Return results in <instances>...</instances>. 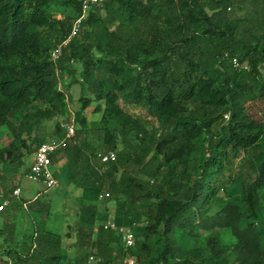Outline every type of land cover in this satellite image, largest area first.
<instances>
[{"label": "trees", "instance_id": "1", "mask_svg": "<svg viewBox=\"0 0 264 264\" xmlns=\"http://www.w3.org/2000/svg\"><path fill=\"white\" fill-rule=\"evenodd\" d=\"M84 1L0 0V125L13 138L9 148L0 140V165L22 167L25 134L68 114L67 75L94 97L81 99L74 142L53 156L84 203L68 264H90L92 251L95 264H264V108L250 106L264 101V0H104L54 62ZM241 9L248 12L237 16ZM94 101L101 119L89 123ZM45 142L34 139L32 155ZM110 151L117 160L101 163L98 154ZM11 183L0 263L65 264L64 238L44 222L35 223L28 253L13 247L22 206ZM110 200L114 221L135 234L132 248L98 224ZM23 202L29 214L49 216L40 198ZM218 230L236 242L213 236L192 247Z\"/></svg>", "mask_w": 264, "mask_h": 264}, {"label": "rangeland", "instance_id": "2", "mask_svg": "<svg viewBox=\"0 0 264 264\" xmlns=\"http://www.w3.org/2000/svg\"><path fill=\"white\" fill-rule=\"evenodd\" d=\"M248 10L241 9L236 12L237 16H244ZM233 13V12H232ZM99 57V56H98ZM76 77L79 78L82 73V67L78 64H75ZM62 89L65 91L67 95L68 101V114L65 116L57 117L51 121L43 122L38 126L37 130L29 137L25 134L24 138L27 140V149H23V154L25 158L23 159V166L18 168L17 166H11L9 170L3 168L0 165V196L4 197L6 187L11 188V180H15L18 185V188L21 190V202L23 200L34 202L33 200L41 194L40 201L47 202L50 204V213L49 216H45L42 218L36 217L32 214H29L27 211L20 208L17 213V232L15 239V249H17L20 253L26 254L30 250L31 247V239L35 232V223L40 225V222H44L45 228L61 237L64 238V253L66 254V262L65 264L74 262L76 258V230L78 227V223L80 221V213L81 209L84 206V203L81 198V190L76 188L73 185H70L65 177L62 174L64 163H59V165H54L52 167V171L61 173V177L59 178V186L45 193L46 186L38 181L29 180L25 172L27 168L30 166L33 159V140L44 139L47 142L53 139H57V125H60L62 129H67L70 126L75 116L78 112L81 111L83 102L82 98H91L93 100V96L89 92L87 85L78 84L75 81H72V78L64 76L61 78ZM68 87V88H67ZM99 106V103L93 102L91 107L85 111V116H87L89 123L100 121L101 114L96 113V108ZM257 112L263 111L264 101L258 100L250 104ZM36 106H34L31 111L34 112ZM147 114L144 113V116ZM0 140L2 142L3 147L9 148L10 143L12 142V134L8 130L7 127L0 125ZM251 159V157H247L246 165L249 163L247 160ZM248 167V166H247ZM22 175H19L21 174ZM24 174V175H23ZM144 178V177H142ZM11 179V180H10ZM262 200L264 201V191L262 192ZM100 210L108 215V219L106 222H98V224L103 225L107 223L111 218L113 219V215L116 210V204L113 200L106 201L103 205H100ZM41 220V221H40ZM70 227V229H69ZM96 231V230H95ZM71 233V237L67 238V234ZM213 236H219L223 239L226 244H233L236 241L234 240L231 232L229 230H218L214 233H203L202 237L193 242L192 247L194 248H202L205 247L209 238ZM92 256H97L95 251H92ZM7 256L3 255L5 259ZM2 258V259H3ZM96 258V257H95ZM0 264H3L1 262Z\"/></svg>", "mask_w": 264, "mask_h": 264}, {"label": "built area", "instance_id": "3", "mask_svg": "<svg viewBox=\"0 0 264 264\" xmlns=\"http://www.w3.org/2000/svg\"><path fill=\"white\" fill-rule=\"evenodd\" d=\"M103 1L104 0H85L83 2V16L76 21L70 38L51 54V58L54 62H56L62 55L63 47H65L71 40V38L78 33L81 22L87 12H89V10L93 6H101V4H103ZM235 65L239 66V63L235 62ZM75 137L76 126L73 121V123L67 127L66 134L63 138L53 139L51 141L45 142L34 152L29 171L26 173V177L29 180L43 183L46 186V191L44 192V194L59 186V180L55 177V174L52 171L53 156L59 151L65 149L69 143L74 142ZM98 159L103 164L115 162L117 160V154L113 151L107 152L105 154L99 153ZM21 195L22 192L19 188H17L13 192V198L16 201H21ZM40 196L41 194H39L33 201H35ZM108 197L109 193H104L101 195L100 200L103 201ZM11 203L12 202L10 199H5L3 196H0V214L4 212L11 205ZM21 206L23 210L28 211V203L22 202ZM102 226L105 230H111L117 233L118 235H121L126 248H132L135 245V234L126 227L117 225L114 219L111 218L107 223L103 224ZM97 229L98 227H96L95 230L97 231ZM98 261L99 260H97L94 256L90 257V264H95ZM126 263L134 264L135 261L132 258H129Z\"/></svg>", "mask_w": 264, "mask_h": 264}, {"label": "clouds", "instance_id": "4", "mask_svg": "<svg viewBox=\"0 0 264 264\" xmlns=\"http://www.w3.org/2000/svg\"><path fill=\"white\" fill-rule=\"evenodd\" d=\"M20 204L22 203L21 201H18ZM23 209V208H22Z\"/></svg>", "mask_w": 264, "mask_h": 264}]
</instances>
